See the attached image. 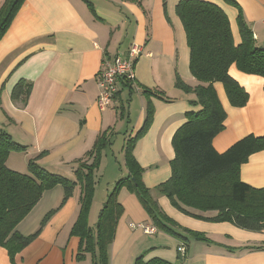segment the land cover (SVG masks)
Here are the masks:
<instances>
[{"label":"crops","instance_id":"crops-1","mask_svg":"<svg viewBox=\"0 0 264 264\" xmlns=\"http://www.w3.org/2000/svg\"><path fill=\"white\" fill-rule=\"evenodd\" d=\"M166 1L167 11L164 0L24 1L0 39V126L15 141L27 146L25 152L10 153L7 159L9 168L28 173L29 159L43 153L38 159L42 166L75 178L77 161L93 148L100 134L108 130L111 145V139L121 128L126 115L123 92L130 94L128 109L132 93L139 95L142 103L135 127L126 134L125 143L142 127L148 98L154 107L152 124L133 150L141 166L146 169L147 164L158 161L161 149L170 151L173 134L186 120V112L193 107L190 101L196 97L194 92L175 85L176 76L179 74L191 86L197 85L198 81L190 71V48L182 21L176 13L179 0ZM208 1L224 9L234 40L240 43L239 9L226 0ZM236 1L257 44L264 48V0ZM3 2L0 0V7ZM133 44L142 45L144 49L135 65L137 86L132 85L130 90L119 85L115 102L102 110L97 98L100 91L98 75L103 60L105 57L125 55ZM229 72L247 90L249 99L242 107L233 106L223 83L215 82L227 113L224 130L214 138V146L220 152L249 134L264 135V77L245 73L236 64L230 67ZM22 79L33 84L26 105L21 101L14 102L11 97L15 85ZM145 89L149 95L144 94ZM117 104L120 105V116ZM126 128L129 129V126ZM100 168L96 172L95 196L89 216V225L93 229L112 181L124 176V169H121L120 174H114V178L100 192L97 181ZM125 168L127 174L126 165ZM170 175L171 170L161 183ZM240 175L244 182L264 187V150L249 156L240 167ZM81 195L82 188L78 184L73 195L61 205L64 196L62 185L58 184L43 193L41 200L20 222L19 230L23 234L34 233L44 216L53 209L56 211L38 237L16 256V264H94L91 253H86L83 260L77 259L80 237L71 235L79 216ZM119 201L125 209L128 205L129 211L130 207L136 212L143 210L136 194L125 187L120 191ZM130 214V219H139ZM187 222L190 229L205 234L233 233L240 238L235 244L213 247L214 243L195 242L190 237L188 245L185 244L184 264H264V231L244 230L230 222ZM132 227L148 235L160 232L145 231L147 227H154L151 222H139ZM128 230L125 225L117 229L116 238L108 248L110 264H133L136 257L143 253L138 252L137 241L133 242L138 231ZM175 240L173 247H178L182 242L177 238ZM193 241L205 245L198 255L191 256L189 248ZM160 246L164 245L156 242L152 246L155 251L151 254L177 261L176 254L167 257L165 250L158 249ZM258 246L262 248H251ZM4 249L7 262L11 264L7 249Z\"/></svg>","mask_w":264,"mask_h":264},{"label":"trees","instance_id":"trees-1","mask_svg":"<svg viewBox=\"0 0 264 264\" xmlns=\"http://www.w3.org/2000/svg\"><path fill=\"white\" fill-rule=\"evenodd\" d=\"M24 1L4 0L0 7V39ZM226 1L239 9L237 23L241 42L238 44L234 40L229 17L218 4L208 0H179L176 5V13L182 21L190 48V71L198 84L191 86L179 74L176 76L175 85L194 92L196 97L190 101L193 107L186 112V120L173 134L171 175L160 186L171 203L187 215L210 222H230L241 229L260 232L264 231V187L244 182L240 167L251 154L264 150V135L249 134L222 152L214 146V138L224 130L227 117L215 82L223 83L233 106L242 107L248 102L249 93L230 74V67L236 64L245 73L264 77V48L257 44L239 3L236 0ZM164 2L167 11V1ZM123 86L133 89L131 83H124ZM32 87L31 81L20 80L12 90V100L26 105ZM144 94L149 95V91L145 89ZM153 114L154 107L148 98L144 123L124 146L128 173L118 178L109 190L95 229L89 225V216L95 196L96 172L104 149L110 145L108 130L102 132L87 155L77 161L75 178H69L42 166L38 159L43 153L29 159L28 173L9 168L7 159L10 153L25 152L27 146L15 141L0 126V248L7 249L11 264H16V256L38 237L56 209L44 216L34 233L23 234L18 228L20 222L41 200L43 193L58 184L64 188L61 205L73 195L78 184L82 188L79 216L71 230V235L80 237L77 259L83 260L86 253H91L94 264H110L108 248L115 239L119 216L124 209L119 201L121 189L127 187L145 207L148 206V188L142 180L144 168L133 150L136 142L149 130ZM210 211L215 214L205 216L198 213ZM158 212L161 218L157 215L153 218L157 231L170 234L182 242L177 247V261L159 256L146 259V254H141L134 264H184L185 244L188 245L190 237L197 241H210L204 232L180 226L177 230L173 229L164 222L173 223L170 218L162 211Z\"/></svg>","mask_w":264,"mask_h":264},{"label":"rangeland","instance_id":"rangeland-1","mask_svg":"<svg viewBox=\"0 0 264 264\" xmlns=\"http://www.w3.org/2000/svg\"><path fill=\"white\" fill-rule=\"evenodd\" d=\"M127 99V100H126ZM130 99V94L127 92L122 93V100L124 101L125 109H126V115L125 119L120 125L121 128L117 129L118 133L114 134V137L111 139L112 144L105 150L104 156L102 159V165L100 166V173L97 176V181H98V188L99 191L102 192V189L106 188L107 183L110 179L114 178V174L118 173L120 174L121 169H124V176L126 174V168H125V152H123V145L125 143L126 134L130 133L134 127H135V122L137 119V115L140 113V109L142 106L141 98L139 95L132 93V99L129 104L130 109H128L127 104L128 100ZM116 100V98H115ZM115 102V101H114ZM120 104V103H118ZM117 104V105H118ZM119 106H117V109L119 110V116H120V109ZM127 107V108H126ZM129 126V129L126 127ZM174 154L173 146L170 144V151H166V149H161L160 152V158L156 162H151L147 164L146 169L144 168V172L142 174V180L145 184V186L148 188V195H147V204L148 206H144L140 199L138 198V203L142 206V211H133V209L130 207L131 211H129V207L127 205L126 209L124 206L122 214L119 216V221L117 225V229L121 225H125L127 228H129L128 231L130 232H136L137 238H134V243L137 241V246H138V252H143L141 254H146V259L153 257L151 253L155 251V249H152L153 245L156 244V242L161 243V245L158 247L160 250H165L167 252V257H172V256H177V247L175 244V237L170 235V234H165L162 231H160L157 235H148L145 234L142 230H136L135 228H130L131 225H139V222H151L153 224V218L154 215L157 217L160 216V213L158 210L162 211L163 214L168 216L170 218V221L173 223L169 222L168 220H164L165 223L169 224L173 229L177 230V226H180L182 228L190 229L188 225V220H193L195 222L201 221H207L204 219H199L195 218L193 216L187 215L184 212L180 211L177 209L169 200V198L165 195V193L162 191V188L160 186V183L163 179H165L169 175L170 171V161H171V156ZM121 176V175H120ZM115 181V179H114ZM112 181V185H110V189L113 187L114 182ZM110 182V181H109ZM127 188V187H125ZM128 189V188H127ZM129 190V189H128ZM130 191V190H129ZM107 199V197H106ZM135 202V201H133ZM130 205V204H129ZM158 208V209H157ZM157 209V211H156ZM33 212L34 214L37 213ZM127 210V211H126ZM153 212H152V211ZM137 216L139 219H130L129 215ZM154 213V214H153ZM205 216H210L214 215L215 212L210 211L207 213H202ZM159 218V219H160ZM133 220V221H132ZM134 223V224H133ZM231 225H233L231 223ZM190 230H193L192 228ZM21 231V229H20ZM194 231H196L194 229ZM201 232V231H200ZM155 234V233H154ZM207 237L209 238L210 241L208 243H214L212 246L216 247V245H223V244H235L239 242L237 239L240 238L239 236H235L233 233H218V232H210L206 233ZM140 237V238H139ZM116 238V236H115ZM192 238V237H191ZM234 238V239H233ZM136 239V240H135ZM173 240V241H172ZM175 240V241H174ZM196 242L197 240L194 239ZM192 243V245L189 248V253L190 255H198L201 250L204 249L203 243ZM168 243V244H167ZM112 244V243H111ZM166 244V245H165ZM166 246V247H165ZM211 246V245H210ZM143 247V249H141ZM149 247V248H148ZM0 264H9L7 261V254L6 250L4 248H0ZM140 254V255H141ZM157 254H155L156 256ZM158 256V255H157ZM167 259V258H166ZM169 260V259H168ZM134 264V263H133Z\"/></svg>","mask_w":264,"mask_h":264},{"label":"built area","instance_id":"built-area-1","mask_svg":"<svg viewBox=\"0 0 264 264\" xmlns=\"http://www.w3.org/2000/svg\"><path fill=\"white\" fill-rule=\"evenodd\" d=\"M144 53L142 45L133 44L125 55L105 57L98 75L99 95L98 105L103 110L109 107L116 98L119 85L131 83L137 86L135 65L138 58ZM147 233H155L156 227L145 228ZM185 251L183 247L179 248Z\"/></svg>","mask_w":264,"mask_h":264}]
</instances>
